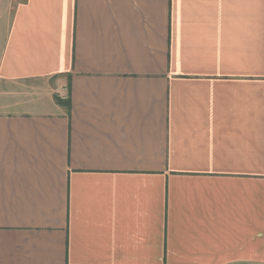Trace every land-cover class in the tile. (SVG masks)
I'll return each instance as SVG.
<instances>
[{"label":"crops","instance_id":"obj_1","mask_svg":"<svg viewBox=\"0 0 264 264\" xmlns=\"http://www.w3.org/2000/svg\"><path fill=\"white\" fill-rule=\"evenodd\" d=\"M0 264H264V0H0Z\"/></svg>","mask_w":264,"mask_h":264}]
</instances>
